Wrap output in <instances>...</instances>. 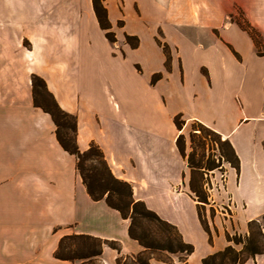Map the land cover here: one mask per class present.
Wrapping results in <instances>:
<instances>
[{"label": "crops", "instance_id": "1", "mask_svg": "<svg viewBox=\"0 0 264 264\" xmlns=\"http://www.w3.org/2000/svg\"><path fill=\"white\" fill-rule=\"evenodd\" d=\"M112 26L133 19L150 27L104 55L91 51L85 26H98L92 0H0V264H84L54 258L64 236L120 243L121 256L143 248L104 201L88 196L75 158L55 137L50 116L33 106L31 76L42 78L76 120L80 151L95 143L135 200L177 227L194 252L150 255V264H200L264 221V0H106ZM241 12L260 33L255 45L229 21ZM122 27V28H123ZM27 43V46L26 44ZM167 45V56L162 45ZM257 51L262 53L257 54ZM137 54L132 67L126 58ZM161 77L151 83L153 75ZM198 122L228 140L238 172L225 163L207 175L208 204L190 192V171L174 124ZM222 176V175H221ZM208 206L227 212L200 221ZM236 248H240L237 246ZM104 247L96 264H117ZM162 257L160 260L157 257ZM243 264H264V254Z\"/></svg>", "mask_w": 264, "mask_h": 264}, {"label": "trees", "instance_id": "2", "mask_svg": "<svg viewBox=\"0 0 264 264\" xmlns=\"http://www.w3.org/2000/svg\"><path fill=\"white\" fill-rule=\"evenodd\" d=\"M106 0H92L93 10L99 28L103 31L105 39L114 44L116 34L108 18ZM239 16V18H237ZM230 15L229 21L236 24L246 32L255 45H260L262 36L244 18L241 12ZM117 26L123 27V22L118 21ZM125 43L131 48H137L139 40L136 36L124 34ZM163 52L167 56L166 69L169 70V49L162 45ZM258 55H261L257 51ZM161 77V74L153 75L151 83ZM33 106L47 113L54 126L55 137L59 146L69 155L75 158V170L81 182L93 201H104L111 209L115 210L123 220L129 222L127 233L130 239L136 241L143 251L137 255L121 256V246L118 241L104 240L88 235L64 236L60 239L58 247L54 252V258L64 261H82L93 264V260L99 258L104 247H109L119 254L116 258L117 264H150V255L181 254L187 257L194 252V246L183 240L177 227L161 219L155 212L149 210L142 201L135 200L131 185L116 178L109 168L101 149L90 143L85 151H80L77 142V126L75 117L63 111L52 94L48 91L45 81L39 76H31ZM47 101V104L44 103ZM174 124L178 130L182 129L183 121L181 115L174 117ZM195 127L189 133L190 152L186 149V137L180 134L176 139V147L185 160L190 171L189 189L195 200L201 204H208L209 179L207 175L213 170L224 171L222 164L227 163L237 172L239 170V159L228 140H222L220 135L204 125L196 122ZM198 128V129H197ZM204 133L200 136L199 134ZM214 143L215 149L211 143ZM209 146L212 148H209ZM214 150L217 155L208 156L204 162L206 149ZM200 217V214H199ZM204 230L211 234L207 223L200 217ZM226 239L231 245L224 249L204 257L200 264H243L256 255L264 254V229L260 222L253 220L248 223V233L242 237L237 234H226ZM241 246L236 248V246ZM160 260H166L157 257ZM129 262V263H127ZM95 263V262H94Z\"/></svg>", "mask_w": 264, "mask_h": 264}, {"label": "rangeland", "instance_id": "3", "mask_svg": "<svg viewBox=\"0 0 264 264\" xmlns=\"http://www.w3.org/2000/svg\"><path fill=\"white\" fill-rule=\"evenodd\" d=\"M237 18H239V16H237ZM84 29H85V33L89 37V41H90L89 47L91 48V51L93 53H99L101 55H104V53L106 52V49L108 50V47H109V49L111 48V50H112L111 52H113L114 54H117V51L115 50L116 45L115 44L110 45V44L105 43V41L102 39V36H101L102 33H99L96 28L94 29L93 26H85ZM112 29L116 34L117 40H119V42L117 43L119 47H117L116 49H121V43H123V36H122L123 32H125L127 34H131V32H133V35L140 34V35L146 36V35H149V31H150V27L144 26L141 23H138L133 19H128L126 25L123 28H119L117 25H115V26H113ZM25 44L27 46V43H25ZM259 50L264 51V47L259 49ZM136 57L141 59V57L140 56L138 57V55L135 53L130 54L126 58V63H127V66L129 68L132 67V64L134 63V60ZM44 103L47 104V101H45ZM196 125L197 124L194 121L185 122L183 125L184 126L183 127V133L185 134V137H186L187 152H190L189 133L192 131V128L195 127ZM195 129H196V127H195ZM199 135L202 136V135H204V133H201ZM211 145L213 146V149L216 148L213 142L211 143ZM212 146L211 147L209 146V148H212ZM205 155L206 156L204 158V162L206 161L208 156L211 157V155H213V157H214L215 155H217V152H215L214 150L211 152L207 148ZM224 165H225V163L222 164L223 170L225 169ZM218 172H219L218 177L222 178L224 176V171L219 170ZM220 212L225 214V216L227 214V212L225 210L220 209L219 207H216V209L212 208L210 210L209 207L206 206V207H204V209L200 210V216L202 219H205L209 216H213L216 214L220 215ZM260 225L264 229V221L263 220L261 221ZM239 247H241V246L239 245ZM77 262H79V261L77 260ZM127 263H129V262H127ZM84 264H88V263H84ZM93 264H96V263L93 262Z\"/></svg>", "mask_w": 264, "mask_h": 264}]
</instances>
